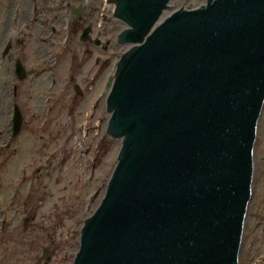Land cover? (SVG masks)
<instances>
[{
  "label": "water",
  "instance_id": "obj_1",
  "mask_svg": "<svg viewBox=\"0 0 264 264\" xmlns=\"http://www.w3.org/2000/svg\"><path fill=\"white\" fill-rule=\"evenodd\" d=\"M170 1L105 3L129 45L100 92L101 136L121 145L71 264H238L264 104V0L163 17ZM21 122L15 105L13 136Z\"/></svg>",
  "mask_w": 264,
  "mask_h": 264
},
{
  "label": "rangeland",
  "instance_id": "obj_2",
  "mask_svg": "<svg viewBox=\"0 0 264 264\" xmlns=\"http://www.w3.org/2000/svg\"><path fill=\"white\" fill-rule=\"evenodd\" d=\"M81 1L0 0V264H71L116 164L121 139L101 136L100 92L129 48L117 42L125 24L92 0L73 25ZM204 3L171 0L163 17ZM10 105L22 118L15 136ZM253 168L238 264H264V104Z\"/></svg>",
  "mask_w": 264,
  "mask_h": 264
},
{
  "label": "flooded vegetation",
  "instance_id": "obj_3",
  "mask_svg": "<svg viewBox=\"0 0 264 264\" xmlns=\"http://www.w3.org/2000/svg\"><path fill=\"white\" fill-rule=\"evenodd\" d=\"M83 10H84V5L79 6V7H76V8H73L72 11H71V16H72V17H73V16H74V17H80V16L82 15ZM88 40H90V39L88 38ZM96 41H97V40H95L93 43L95 44ZM97 42H98V41H97ZM97 44H99V42H98ZM8 46H9V48H11V42H6V44H5V49H6ZM5 49H4V51H5ZM102 49H103V48H102ZM4 51H3V53H2V56H3L8 50H7L5 53H4ZM71 80H72V78H71ZM14 107H15V105L13 106V109H12V105H10L9 110H8V116H10V123H11L10 127H11V129H12V126H13Z\"/></svg>",
  "mask_w": 264,
  "mask_h": 264
},
{
  "label": "trees",
  "instance_id": "obj_4",
  "mask_svg": "<svg viewBox=\"0 0 264 264\" xmlns=\"http://www.w3.org/2000/svg\"><path fill=\"white\" fill-rule=\"evenodd\" d=\"M77 249H78V246H77Z\"/></svg>",
  "mask_w": 264,
  "mask_h": 264
}]
</instances>
